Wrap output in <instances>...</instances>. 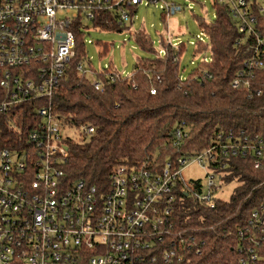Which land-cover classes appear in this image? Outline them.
I'll return each mask as SVG.
<instances>
[{
    "label": "built area",
    "instance_id": "2783aa9c",
    "mask_svg": "<svg viewBox=\"0 0 264 264\" xmlns=\"http://www.w3.org/2000/svg\"><path fill=\"white\" fill-rule=\"evenodd\" d=\"M212 1L226 4L232 24L252 39L251 56L244 62L249 89L253 70L264 67V34L259 28L264 0ZM158 2L0 0V264H191L199 247L192 234L174 227L177 191L212 208L228 159L243 158L254 169L264 167V131L252 135L229 129L217 132L201 152L166 159L160 167L120 164L105 189L82 178H66V142L72 138L63 130L71 127L60 120L52 99L75 55V30L88 31L103 14L106 22L129 26L140 5ZM185 7L188 4L162 0L169 45H177V34L168 20ZM76 64L95 89L102 90L95 70L82 61ZM243 75L239 71L233 87ZM106 77L114 81L117 75L108 69ZM249 91V98L262 92ZM78 129L82 134L93 131L91 125ZM185 137L186 132L177 129L172 142L178 146ZM191 161L207 169V183L197 179L199 189H177L178 181L190 184L182 169ZM263 232L264 195L237 230L245 242L238 248L242 264H256Z\"/></svg>",
    "mask_w": 264,
    "mask_h": 264
},
{
    "label": "trees",
    "instance_id": "16d2710c",
    "mask_svg": "<svg viewBox=\"0 0 264 264\" xmlns=\"http://www.w3.org/2000/svg\"><path fill=\"white\" fill-rule=\"evenodd\" d=\"M213 6L215 19L198 20L207 42L197 38L194 43L192 68L187 71L182 63L186 45H169L164 33L160 42L165 54L159 51L153 58L136 57L128 75L114 71L117 77L110 81L106 77L110 65L95 70L102 90L95 89L91 78L77 69L78 61L92 68L84 48L88 31L125 33L130 28L127 35L145 51H153L151 38L140 29L131 32L132 25L106 22L105 14L97 16L88 31L75 30V55L59 78L52 104L67 126L91 125L93 131L79 132L77 138L66 142V178H82L105 189L109 175L120 164L134 167L146 162L160 167L166 159L201 152L219 131L244 129L252 135L264 131V67L255 68L249 81L252 92H262L249 98L244 62L251 56L252 39L231 23L226 4L215 2ZM161 16L166 28L162 11ZM259 21L264 34V11ZM100 47L102 53L109 50L106 43ZM242 70L244 75L233 87ZM180 128L186 137L176 146L172 135ZM221 179L224 185L233 181L237 185L227 199L215 198L212 208L198 197L177 191L174 227L192 234L199 247L191 264H242L244 255L238 248L245 242L238 239L237 230L264 195V167L254 169L247 159L230 158ZM190 181L189 185L178 181L177 189H199L197 179ZM262 236L256 264H264V232Z\"/></svg>",
    "mask_w": 264,
    "mask_h": 264
},
{
    "label": "rangeland",
    "instance_id": "374dc122",
    "mask_svg": "<svg viewBox=\"0 0 264 264\" xmlns=\"http://www.w3.org/2000/svg\"><path fill=\"white\" fill-rule=\"evenodd\" d=\"M174 1L180 4H188V7L182 11L176 12L172 15L168 24L171 29L178 34L173 42H183L186 45V50L183 55V64L186 65L187 71L193 67L192 64L194 43L197 41V37L200 40L207 42V37L203 33V30L198 25V20L211 21L215 19L216 14L212 0H166ZM162 0L154 5L153 3L148 5H140L135 12L133 23L131 24V32L133 30H142L146 34L148 33L151 38L153 51L143 50L135 41L133 36H129L123 32L114 31H98L90 29L89 33L84 38V48L86 56L89 57L91 66L94 70L99 71L103 67H110L111 70L120 72L122 75H128L134 65L136 57H149L153 58L157 55L163 46L160 42V36H164L165 22L161 16L160 5ZM89 40H92L90 42ZM98 42V43H97ZM102 43L108 45V52L102 53L100 47ZM196 60V57L193 58ZM63 134L74 139L79 135V129L66 128L63 130ZM207 169L200 166L197 162H189L182 169V177L187 180L201 181L203 185L207 183ZM237 185V181L228 183L227 185H221L216 191V195L227 199L233 188Z\"/></svg>",
    "mask_w": 264,
    "mask_h": 264
},
{
    "label": "water",
    "instance_id": "95a60500",
    "mask_svg": "<svg viewBox=\"0 0 264 264\" xmlns=\"http://www.w3.org/2000/svg\"><path fill=\"white\" fill-rule=\"evenodd\" d=\"M231 23L233 22L231 19H230Z\"/></svg>",
    "mask_w": 264,
    "mask_h": 264
}]
</instances>
